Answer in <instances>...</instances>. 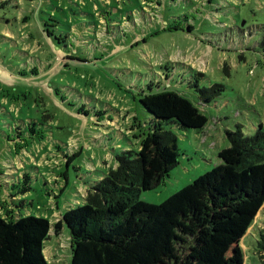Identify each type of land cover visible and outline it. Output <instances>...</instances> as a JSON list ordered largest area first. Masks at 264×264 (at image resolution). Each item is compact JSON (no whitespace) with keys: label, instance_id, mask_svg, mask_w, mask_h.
I'll list each match as a JSON object with an SVG mask.
<instances>
[{"label":"rangeland","instance_id":"374dc122","mask_svg":"<svg viewBox=\"0 0 264 264\" xmlns=\"http://www.w3.org/2000/svg\"><path fill=\"white\" fill-rule=\"evenodd\" d=\"M84 1L87 5L81 0H0V214L11 196L17 216L46 217L51 223L60 217L55 213L82 203L91 183L115 167L116 153L126 146L137 149L141 123L149 118L139 98L156 92L160 80L184 92L208 121L200 130L164 124L178 138V163L140 198L165 204L172 213L186 198L180 190L188 185L196 194L199 181L215 180L207 175L214 171L220 190L251 187L262 192L232 214L221 232L228 246L212 257V264H239L243 258L244 264H262L255 252V226L261 225L264 206V164L228 172L217 153L229 144L225 129L239 122L253 133L259 123L264 126V0H163L154 14L149 10L150 18L139 17L140 6L131 0L112 4L119 10L108 8L110 17L102 16L117 21L108 32L106 24H96L97 15L83 14L91 10ZM27 8L31 20L23 27L20 11ZM132 10L138 17L128 24L121 15ZM44 20L57 24L60 41L30 38L43 29ZM167 21L179 28L163 30ZM39 62L50 73L25 84L16 71ZM166 63L174 69L168 79L161 75ZM195 70L204 73L200 86L224 84L213 102L200 103L188 85ZM32 120L34 132L29 129ZM16 125L23 130L20 136L11 130ZM64 154L73 155L68 165ZM43 246L50 264H70L66 226ZM159 256L157 244L149 259Z\"/></svg>","mask_w":264,"mask_h":264},{"label":"trees","instance_id":"16d2710c","mask_svg":"<svg viewBox=\"0 0 264 264\" xmlns=\"http://www.w3.org/2000/svg\"><path fill=\"white\" fill-rule=\"evenodd\" d=\"M31 1L35 4L36 0ZM81 1L82 5H87L84 0ZM136 1L140 6L136 12L143 18H150L149 10L154 14L163 3V0ZM88 2L91 3V10L83 14L93 17L97 15L99 20H96V24H106L108 32V28L117 21L102 16L110 17L108 8L117 10L113 5L131 3V0ZM28 9L20 11L23 27L28 26L31 20ZM67 9L69 10L68 6ZM134 11L122 14V19L128 24L134 23L135 17H138L134 15ZM49 18L59 23L55 16L50 15ZM108 20L109 24L106 22ZM47 21L44 20L45 25L41 31L37 30L36 36L29 34L31 39H62L61 32H55L57 24H48ZM83 25L87 26V23ZM74 26L68 25L71 29ZM90 26L93 27L92 24ZM177 27L167 21L162 29L174 30ZM187 28L192 30L193 25L187 23ZM69 57L85 61L76 56ZM42 67L39 62L38 66H28L29 70L16 71L17 76L23 78L25 84L39 80L50 73V67L48 70H42ZM161 69L164 79H168L174 70H170L168 63L161 66ZM221 69L228 74L226 63H223ZM189 74L188 85L194 87L200 103L213 102L225 88L222 83L200 86L199 81L204 73L195 70ZM157 82V87L161 86L163 89L160 87L156 92L143 93L139 98L149 118L144 122V126L139 121L143 130L138 135L140 139L137 141V149H128L126 146L116 153L115 167H111L97 181L91 183L82 203L68 206L60 214V218L51 223L46 217L17 216L14 199L10 208L8 201H5L4 215L0 214V264H50L43 252L44 241L53 233L59 234L63 226L67 227L70 238V264H212V257L226 250L228 238L221 233L222 227L230 223L232 214L240 206L259 199L262 192L251 187L237 191L220 190L214 185L218 178L213 175L214 171L207 173L212 175L214 181H199L198 190L195 191L197 195L191 192L192 189L188 185L183 187L180 195L184 194L186 198L182 204L175 206L176 209L172 213L165 204L150 203L140 198L142 191L155 188L178 163V138L175 133L166 129L164 124L173 123L182 129L200 130L208 121L207 116L184 92L168 88L167 83L162 84L160 80ZM108 117L103 120L113 121ZM35 125L32 120L29 125L31 132L36 131ZM106 127L110 126L107 124ZM11 130L19 136L23 133L22 128L17 125ZM225 137L229 144L220 149L217 156L226 171L243 172L264 164L262 123L257 125L253 133H247L238 122L234 129H225ZM64 157L66 165L73 159V155L69 154H64ZM260 213L261 225L255 226L258 229L255 252L264 264V206ZM157 244L160 246V256L150 260V253ZM244 260L241 259L239 264H244Z\"/></svg>","mask_w":264,"mask_h":264},{"label":"crops","instance_id":"0c3cea01","mask_svg":"<svg viewBox=\"0 0 264 264\" xmlns=\"http://www.w3.org/2000/svg\"><path fill=\"white\" fill-rule=\"evenodd\" d=\"M13 198H14V197L11 196V197H10L11 200H9V201L7 202V203L9 204V205H8L9 208L12 207L11 202H12ZM0 207H1V206H0ZM2 210H3V207H2ZM57 214H58V216H61V215H60L61 212L55 213L56 216H57ZM59 218H60V217H59ZM59 218H58V219H59Z\"/></svg>","mask_w":264,"mask_h":264}]
</instances>
